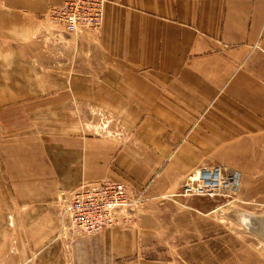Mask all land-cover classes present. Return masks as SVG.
Instances as JSON below:
<instances>
[{"label": "crops", "instance_id": "crops-1", "mask_svg": "<svg viewBox=\"0 0 264 264\" xmlns=\"http://www.w3.org/2000/svg\"><path fill=\"white\" fill-rule=\"evenodd\" d=\"M63 1L0 0L1 46L29 42L37 76L56 51L66 58L71 46L82 57L90 53L95 67L76 77L75 95L114 114L125 137L53 141L32 176L13 167L4 173L0 264H168L139 257L144 249L136 239L154 229L146 206L135 228H109L68 251L57 245L52 205L101 180L135 191L153 179L156 194L192 168L213 164L239 172L238 191H254L253 178L264 174V0H106L96 35L57 42L42 16ZM39 31L45 43L34 38ZM245 250L259 258L237 257L236 264H264V248ZM187 251L189 264H207L211 252ZM177 257L180 250L172 264H181Z\"/></svg>", "mask_w": 264, "mask_h": 264}, {"label": "rangeland", "instance_id": "rangeland-1", "mask_svg": "<svg viewBox=\"0 0 264 264\" xmlns=\"http://www.w3.org/2000/svg\"><path fill=\"white\" fill-rule=\"evenodd\" d=\"M97 33L77 32L69 35L70 38L65 34L61 38L71 41V36ZM46 37L45 32L39 31L34 38L45 43ZM49 41L53 42L51 38ZM23 45L6 48L0 42V184L3 178L8 182L4 173L11 172L9 168L12 167L24 176L32 174L31 171L38 168L37 162L44 159L46 144L53 141L68 137V141H72L71 137L77 135L116 140L125 137L124 128L114 114L84 102L83 99L91 97L75 95L79 88L76 77L92 72L95 67L90 53L82 57L77 46H71L66 58L56 51L52 63L40 65L41 72L37 76L32 61L35 50L29 42ZM197 167L187 171L179 183L170 186V190L153 194V179L138 190H128L131 197L142 192L143 201L137 206L132 222L116 226L135 228L145 206L150 209L153 216L150 223L154 229L148 238L136 239L138 247L144 249L139 257L150 262L172 264L174 254L176 256L180 250L177 261L189 264V247L198 251L210 250L207 264H222V261L224 264L226 259L229 264H236L237 257L259 258L254 256L255 252L245 249L264 248V174L253 178L254 191H238V181L232 189L217 191L212 197L189 196L184 194L182 185L188 173ZM260 168L263 173L264 159ZM64 195L61 194L52 205L56 219ZM58 233L57 228V245L68 251L77 240L84 238H61ZM21 239V245L28 246L27 232ZM196 258L204 259L205 256Z\"/></svg>", "mask_w": 264, "mask_h": 264}, {"label": "built area", "instance_id": "built-area-1", "mask_svg": "<svg viewBox=\"0 0 264 264\" xmlns=\"http://www.w3.org/2000/svg\"><path fill=\"white\" fill-rule=\"evenodd\" d=\"M106 0H65L49 7L42 19L54 30L53 37L63 34L99 32L103 25ZM70 37V36H69ZM239 173L220 166H199L188 173L183 192L189 196H214L217 191L232 189ZM142 192L130 196L123 183L101 180L83 183L60 200L57 216L59 237H90L107 228L132 222L143 201Z\"/></svg>", "mask_w": 264, "mask_h": 264}]
</instances>
